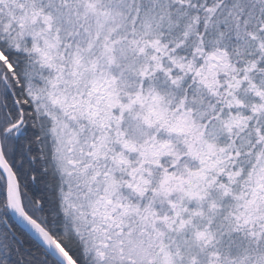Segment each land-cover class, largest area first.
Returning <instances> with one entry per match:
<instances>
[{
  "label": "snow or ice",
  "instance_id": "snow-or-ice-1",
  "mask_svg": "<svg viewBox=\"0 0 264 264\" xmlns=\"http://www.w3.org/2000/svg\"><path fill=\"white\" fill-rule=\"evenodd\" d=\"M0 264H264V0H0Z\"/></svg>",
  "mask_w": 264,
  "mask_h": 264
}]
</instances>
